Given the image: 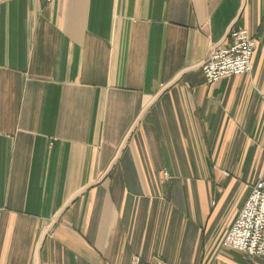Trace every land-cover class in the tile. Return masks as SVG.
<instances>
[{
	"label": "crops",
	"instance_id": "0c3cea01",
	"mask_svg": "<svg viewBox=\"0 0 264 264\" xmlns=\"http://www.w3.org/2000/svg\"><path fill=\"white\" fill-rule=\"evenodd\" d=\"M263 165L264 0H0V264H264L221 243Z\"/></svg>",
	"mask_w": 264,
	"mask_h": 264
},
{
	"label": "built area",
	"instance_id": "2783aa9c",
	"mask_svg": "<svg viewBox=\"0 0 264 264\" xmlns=\"http://www.w3.org/2000/svg\"><path fill=\"white\" fill-rule=\"evenodd\" d=\"M229 34L231 43L224 47H213L202 62L201 70L207 83H214L226 76L245 74L252 69L256 37L246 27L231 29ZM221 243L224 247L264 259V165ZM130 264L145 263L134 255Z\"/></svg>",
	"mask_w": 264,
	"mask_h": 264
}]
</instances>
